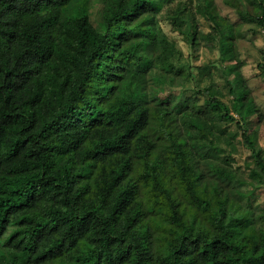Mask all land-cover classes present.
I'll use <instances>...</instances> for the list:
<instances>
[{
	"label": "trees",
	"instance_id": "16d2710c",
	"mask_svg": "<svg viewBox=\"0 0 264 264\" xmlns=\"http://www.w3.org/2000/svg\"><path fill=\"white\" fill-rule=\"evenodd\" d=\"M172 1L81 0L74 11L75 0H0V264H264V211L248 202L230 214L221 197L213 209L173 130L184 118L204 138L213 113L233 120L227 107L209 89L190 105L160 76L150 105L135 104L155 60L146 18ZM248 2L241 18L264 28V0ZM210 3L198 0L206 14ZM243 127L250 176L263 181L262 150Z\"/></svg>",
	"mask_w": 264,
	"mask_h": 264
},
{
	"label": "rangeland",
	"instance_id": "374dc122",
	"mask_svg": "<svg viewBox=\"0 0 264 264\" xmlns=\"http://www.w3.org/2000/svg\"><path fill=\"white\" fill-rule=\"evenodd\" d=\"M80 4L81 0H75L71 8L80 11ZM210 4L206 14V10L198 6V0H173L146 18V29L155 38L152 51L155 60L136 91H140V100L135 104L150 105L148 93L158 84L156 76L172 80L175 87L168 84L164 90L167 94L175 92L179 97L188 98L190 105L204 104L205 90L209 89L227 107L233 120L223 119L224 110L213 113L209 118L212 133L202 138L184 118H179L174 134L186 140L194 171L201 175L213 209L221 197L231 204L230 214L233 211L235 215L242 214L243 208L239 206L248 202L262 213L264 178L260 181L250 176L254 163L252 151L244 140L243 126L250 131V140L262 150L264 158V28L248 23L238 13L237 5L248 6L245 10L251 12L252 4L249 5L248 0H211ZM100 9L93 10V22L98 19ZM239 92L246 93L247 103L236 106L234 98ZM247 105L250 113L240 114ZM155 109L150 107L149 110L153 126L157 118ZM120 189L121 186L117 191ZM139 189L141 201L148 203V189L142 190L140 186ZM188 212L201 226L210 228L199 211ZM147 222L153 227L160 219L152 216ZM139 226H133L130 237L139 233ZM159 246V242L152 244L154 250Z\"/></svg>",
	"mask_w": 264,
	"mask_h": 264
}]
</instances>
